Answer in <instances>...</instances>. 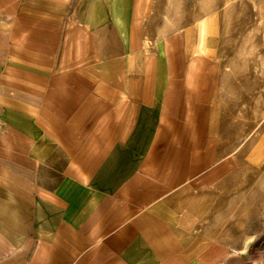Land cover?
<instances>
[{
  "label": "crops",
  "instance_id": "crops-1",
  "mask_svg": "<svg viewBox=\"0 0 264 264\" xmlns=\"http://www.w3.org/2000/svg\"><path fill=\"white\" fill-rule=\"evenodd\" d=\"M159 3L0 0V264H264V123Z\"/></svg>",
  "mask_w": 264,
  "mask_h": 264
},
{
  "label": "rangeland",
  "instance_id": "rangeland-1",
  "mask_svg": "<svg viewBox=\"0 0 264 264\" xmlns=\"http://www.w3.org/2000/svg\"><path fill=\"white\" fill-rule=\"evenodd\" d=\"M158 5L163 6V14L187 22L203 15H218L222 28L220 64L224 112L251 131L262 125L264 0H160Z\"/></svg>",
  "mask_w": 264,
  "mask_h": 264
}]
</instances>
